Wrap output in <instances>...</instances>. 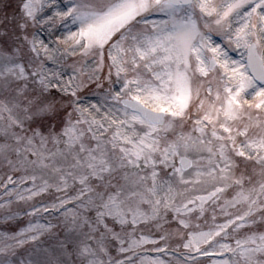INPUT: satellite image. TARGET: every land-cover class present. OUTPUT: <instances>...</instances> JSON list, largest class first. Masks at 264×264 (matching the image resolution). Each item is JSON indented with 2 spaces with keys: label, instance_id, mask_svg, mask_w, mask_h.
Here are the masks:
<instances>
[{
  "label": "snow or ice",
  "instance_id": "6c2138e0",
  "mask_svg": "<svg viewBox=\"0 0 264 264\" xmlns=\"http://www.w3.org/2000/svg\"><path fill=\"white\" fill-rule=\"evenodd\" d=\"M0 170V264H264V0H0Z\"/></svg>",
  "mask_w": 264,
  "mask_h": 264
},
{
  "label": "rangeland",
  "instance_id": "374dc122",
  "mask_svg": "<svg viewBox=\"0 0 264 264\" xmlns=\"http://www.w3.org/2000/svg\"><path fill=\"white\" fill-rule=\"evenodd\" d=\"M59 28V24L57 23L56 27L53 29V31L56 32V34L58 35L59 34V31H57V29ZM48 30L47 28H45V30L41 33V36L42 38L45 39V41L47 42L48 40ZM52 39H54V36L52 37ZM218 42H220L218 40ZM231 55L233 56H237V53L235 52H232L230 53ZM75 59H78V57H72L70 58L69 62H71L72 60H75ZM102 90H97V92H100ZM89 98L93 101V102H98L99 100V96H96V95H92L91 94V91L89 92ZM0 175H2V170H0ZM40 201L39 200H36V201H33V203H39ZM28 205L27 204H19V205H13V208L16 209V210H20V209H23V208H27ZM209 216H210V213H209ZM37 219L36 217H30V216H25V215H21L18 220L16 221H13L11 222V229H9V226L7 225H4L3 223H0V231H5V230H14V231H19L20 228H23L27 225V223L29 222V220H35ZM45 220H52V217L51 216H43L42 218H40V222L41 223H44ZM218 220H223V217H218ZM30 245H25L24 248L22 249H18L19 252L23 253L25 251V249L29 248ZM203 259V258H202Z\"/></svg>",
  "mask_w": 264,
  "mask_h": 264
}]
</instances>
